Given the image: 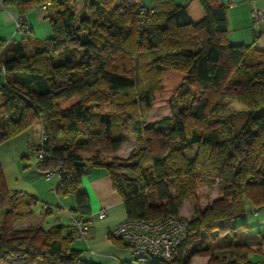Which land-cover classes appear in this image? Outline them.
<instances>
[{
    "label": "trees",
    "instance_id": "obj_1",
    "mask_svg": "<svg viewBox=\"0 0 264 264\" xmlns=\"http://www.w3.org/2000/svg\"><path fill=\"white\" fill-rule=\"evenodd\" d=\"M199 1L204 16L194 21L176 0H3L21 20L46 4L52 34H28L27 19L23 39L0 38V144L39 122L46 140L32 152H43L44 173H61L55 192L74 199L77 218L91 215L81 190L89 166L107 169L128 218L180 217L194 197L178 257L153 264H190L187 246L201 233L215 239L225 224L221 249L201 241L192 254L207 264H262L232 221L244 199L264 209V50L231 43L227 5ZM157 104L167 113L150 116ZM127 129L140 146L122 159ZM201 184L219 187L204 206ZM36 200L6 186L0 163V264H86L71 223L17 233Z\"/></svg>",
    "mask_w": 264,
    "mask_h": 264
},
{
    "label": "crops",
    "instance_id": "obj_2",
    "mask_svg": "<svg viewBox=\"0 0 264 264\" xmlns=\"http://www.w3.org/2000/svg\"><path fill=\"white\" fill-rule=\"evenodd\" d=\"M176 1L186 5L188 14L192 20L198 21L203 18L204 10L199 0ZM220 1L227 5L228 37L230 42L234 44H250L252 47L264 50V17L257 24L254 23L252 17V11L255 7L264 9V0ZM2 2L3 0H0V38L5 40L23 39L25 34L18 31L16 27V18L19 16L18 10L13 6H4ZM141 2L143 5L149 6L151 0H141ZM46 15L47 11L38 7L28 12L29 31L32 30L34 33H37L38 29L40 32L43 30L45 36L42 37V39L52 34L51 26L47 24L48 19ZM19 33L21 34V39L18 36ZM36 124H38L40 137L42 127L39 122ZM122 150L123 146L117 152V155L125 157L122 154ZM81 190L86 192L90 199L91 229L87 238L77 237L72 246L82 251L81 258L86 264H133L134 256L130 249L126 247L122 241L111 238V228L128 218V214L122 197L112 187L107 169L104 167H87L81 179ZM218 196L219 191L217 189L210 197V201ZM61 197L63 196H58L59 202L56 203L57 211L53 209V207L46 205L45 213L40 214L39 217H36L34 213L33 219L38 220V225L41 224L43 227L47 228L57 223H71V217L74 214L70 209L75 204L74 199L71 196H67L66 198H69V203L65 206L62 205ZM249 201L248 199H244L245 207L247 204H250V209L247 207L246 211L249 210V212H251L252 209H254V212H258L260 209L252 202L248 203ZM102 209L106 210V214L103 218H99L97 214ZM261 219L264 222L263 214ZM232 224L236 227L235 231L238 236V241L249 244L252 251L257 250L258 246L262 245V254L264 256V230L259 232L258 238L253 236L255 239H248L243 235L244 230H248L249 227L246 222L239 224V220L236 218L232 221ZM228 229L229 227L227 224H225L223 228L218 229L216 232L219 236L218 239H223ZM220 230H222V234ZM207 261L208 259H205L201 261V263L207 264ZM259 262L264 264V260Z\"/></svg>",
    "mask_w": 264,
    "mask_h": 264
},
{
    "label": "rangeland",
    "instance_id": "obj_3",
    "mask_svg": "<svg viewBox=\"0 0 264 264\" xmlns=\"http://www.w3.org/2000/svg\"><path fill=\"white\" fill-rule=\"evenodd\" d=\"M49 25V21L47 22ZM37 33L34 31H29L28 34L34 35L36 37H44L45 33L37 30ZM18 36L21 39V34L19 33ZM163 103V102H159ZM232 107L236 109H244L245 106L237 101L232 100ZM167 113V110L162 109L157 104L150 111L149 115H155L157 113ZM130 134L129 140L123 145L122 154L125 157L119 156L122 159H127L130 154L135 150H138L139 144L136 141V137L134 134L131 133L130 130L127 129ZM42 135V132L40 133ZM39 143V128L38 124H33L27 130L23 131L21 134L13 137L11 140L3 141L0 144V163L4 171L5 182L6 186L12 191H23L29 194L34 195L37 200L33 204V210L36 217H39L40 214L45 213L46 205L53 207L56 209V203L59 202L58 196L55 192V188L57 185V177L53 176L50 179H47L44 170L39 167V158L37 153L32 152V147ZM196 148V146H194ZM109 152V150H107ZM195 152H189V156H194ZM219 191L218 184H214L212 186H207L206 184H201L198 186L195 197L197 201L201 205H205L210 202V197L214 193L215 190ZM195 198L193 197L191 200H185L181 210V218L189 219L193 215L194 207L193 201ZM213 199H211L212 201ZM249 201V200H248ZM62 205L69 203V198L61 197ZM60 202V203H61ZM248 203H251L249 201ZM68 205V204H67ZM250 209V204L246 205ZM253 207V206H252ZM262 214L264 215V209L258 210V212H254L252 209L251 212L247 210L245 214H243L239 220V224L242 222H246L249 225L248 230H244L243 235L248 239H255L258 238L259 232L264 230V222L261 219ZM38 220L32 218H28L24 221H21L14 225L15 230L17 233H26L28 227H34L37 225ZM185 222V221H184ZM221 234L223 233L220 230ZM217 232V231H216ZM253 236L255 238H253ZM205 233H201L192 243H190L185 252L184 257L185 259H191L193 264H202L201 261L208 259L207 256L202 255H193L192 251L198 247V244L202 241L205 246L213 247L217 246L216 251L221 249L222 247V240L218 239L219 236L216 233L215 239H205ZM207 257V258H206ZM249 258L253 262H259L264 260V256L262 251L253 250ZM192 262L190 264H192ZM133 264H144L138 261H134Z\"/></svg>",
    "mask_w": 264,
    "mask_h": 264
},
{
    "label": "built area",
    "instance_id": "obj_4",
    "mask_svg": "<svg viewBox=\"0 0 264 264\" xmlns=\"http://www.w3.org/2000/svg\"><path fill=\"white\" fill-rule=\"evenodd\" d=\"M40 9H47L44 4ZM254 23H259L264 17V9L255 7L252 11ZM28 15L16 18L17 30L26 33L29 30L27 23ZM25 20V23H23ZM46 140L42 132L41 144ZM43 152L38 153V158L43 159ZM45 176L50 179L56 176L58 181L61 173L55 169L45 170ZM106 210L102 209L97 216L103 218ZM90 219L71 217V224L74 226L73 234L79 237L87 238L90 233ZM112 237L120 239L123 244L130 249L134 256V261L144 264H153L156 261L169 262L178 257L180 246L186 237L187 229L184 220L179 216H167L158 220L132 219L126 218L110 230Z\"/></svg>",
    "mask_w": 264,
    "mask_h": 264
}]
</instances>
